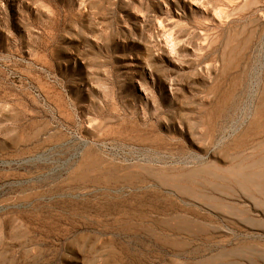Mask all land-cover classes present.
<instances>
[{
	"label": "rangeland",
	"instance_id": "1",
	"mask_svg": "<svg viewBox=\"0 0 264 264\" xmlns=\"http://www.w3.org/2000/svg\"><path fill=\"white\" fill-rule=\"evenodd\" d=\"M0 264H264V0H0Z\"/></svg>",
	"mask_w": 264,
	"mask_h": 264
}]
</instances>
